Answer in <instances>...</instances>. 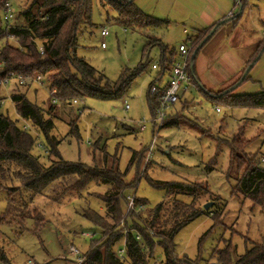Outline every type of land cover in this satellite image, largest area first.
I'll return each instance as SVG.
<instances>
[{"label": "rangeland", "instance_id": "obj_1", "mask_svg": "<svg viewBox=\"0 0 264 264\" xmlns=\"http://www.w3.org/2000/svg\"><path fill=\"white\" fill-rule=\"evenodd\" d=\"M177 2L190 10L187 18L178 12ZM27 3L30 1H13L14 22L17 25L25 23L20 12ZM135 4L150 17L168 22L166 27L157 31V37L177 51L181 45L191 48L190 40L198 31L207 28L205 17L208 18L211 13L210 4L204 0H136ZM220 4L227 13L233 11L235 18L238 16L240 5H236L234 0H221ZM225 20L226 24L207 42L196 60V73L201 86L214 94L226 92L244 77L250 67L249 62L258 60L249 72L248 80L234 95H255L264 91V50L259 52L264 44V1L249 0L235 28L236 19ZM92 22L95 25L93 31L83 32L79 37V57L111 82H116L123 70H135L142 63L145 69L121 100L85 98L79 100L81 106L56 102L58 110L53 118V135L62 141L58 146L61 157L69 162L100 168L104 166L106 154L117 157L120 171L128 170V183L136 179L139 166L136 187L127 190L125 195L147 200L149 208H155L167 195L165 190L152 187L149 180L207 185L219 198L217 207L226 209L224 219L215 225L212 217L203 215L182 229L174 240L175 254L180 258L195 260L199 257L200 264H217L212 258L214 251L223 249L226 241L232 242L236 258L246 253L251 242L264 244V212L251 201L234 195L235 181L228 180L225 173L229 165L226 141L239 129L243 128L246 138L254 140L248 151L264 157V111L222 106L218 107V112L215 104L195 85L187 93H180V101L174 107L182 109L186 106L185 102L189 104L181 113L180 127L160 129V124L155 127L148 94L151 84L160 74V70L153 69L154 65L160 66V48L145 50L147 39L138 31L123 28L117 22V14L102 7L100 0H93ZM104 29L109 31L106 39L101 35ZM103 42L106 48L102 47ZM10 44L17 46L15 41ZM156 83L165 86L167 77ZM17 84L12 80L8 85L1 86L3 101L0 113L33 130L30 123L20 118L11 100L12 94L17 91ZM43 84L41 87L33 85L29 90L24 86L19 89L31 103L47 111L52 105L50 86L46 79H43ZM80 108L84 109L81 115L78 113ZM170 111L171 108H168L166 114ZM73 122L77 123L79 136L70 134ZM140 123H145L143 131H140ZM218 144L220 152L211 165L209 163L216 155ZM46 145L44 136L40 135L33 154L48 165ZM135 152L144 157L139 165L135 162L130 167ZM208 165L214 168L212 172L207 170ZM146 167L148 169L144 173ZM106 191L104 185L90 184L81 196L69 194L60 203L46 196H36L31 207L43 215L45 225L40 227L34 219L26 220L22 226L11 219L2 221L0 249H3L10 264H63L62 257L69 256L70 246L87 253L91 245L90 237L98 239L100 231L83 217L82 212L92 209L104 215L105 203L100 196ZM7 198L8 192L0 189V219L8 210ZM210 202L214 203L209 196H204L197 205L202 207ZM123 248L121 241L116 250ZM162 260V248L157 246L154 264Z\"/></svg>", "mask_w": 264, "mask_h": 264}, {"label": "trees", "instance_id": "obj_2", "mask_svg": "<svg viewBox=\"0 0 264 264\" xmlns=\"http://www.w3.org/2000/svg\"><path fill=\"white\" fill-rule=\"evenodd\" d=\"M29 1L30 3H27L20 12L25 23L22 25L15 23L7 28L3 19L5 0H0V79L11 75L25 79L41 76L46 79L50 91L56 92L50 95L52 105L46 111L31 103L27 95L20 92L19 88L23 86L17 84V91L12 94L11 100L20 118L30 123L33 130H24L19 121H13L0 113V189L8 192V210L1 217L0 223L11 219L22 226L26 220L34 219L43 227L45 225L43 215L31 207L36 196H46L60 203L69 194L81 196L90 184L104 185L107 191L100 197L105 203V214L101 215L92 209L82 212L83 217L100 231L98 239L90 237V250L83 254L85 257L83 264H154L157 246L161 247L163 252V260L159 264H200L199 257L193 260L177 256L174 240L182 229L203 215L212 217L215 225L223 221L226 209L217 207L219 198L215 197L207 185L149 180L152 187L166 191V198L155 208H149L147 200L135 196L133 198L135 209L129 211L130 197L125 193L136 187L139 166L136 179L128 183L126 181L128 170L120 171L117 157L106 154L104 166L101 168L66 161L58 151L62 141L53 135L55 129L53 118L57 116L58 110L54 99L66 105L85 98L102 101L121 100L144 71V64L135 70H123L116 82L109 81L104 74L78 56L80 35L86 31L92 32L95 27L92 22L93 0ZM135 1L100 0V4L117 14V22L123 28L138 31L147 39L145 50L154 47L161 50L160 66L154 69L160 70V74L151 84L148 94L149 107L155 119L163 93L152 94V87L161 88L156 82L171 74L179 57V50L169 48L157 37V31L166 27L168 22L145 14L137 7ZM247 3L248 0H241L242 13ZM242 13L233 18L236 19L235 24L240 20ZM210 32L211 29L202 31L190 40L192 51L188 74L191 81L199 86L200 91L217 108L223 106L231 109L264 111V91L255 95H234L237 87L230 92L214 94L205 91V87L201 86L196 73V60L207 42L215 35L213 34L198 50ZM11 38L16 39L17 46L10 44L13 41ZM38 44L44 46V53L38 49ZM261 47L260 53L264 50V44ZM253 61L251 60L249 64ZM248 78L249 74L241 85ZM24 87L29 90L32 86ZM2 101L0 95V106ZM178 103L170 107L171 111L167 113L160 129L180 127L181 113L189 104L185 102V107L175 109ZM157 125L154 123L155 127ZM221 129L223 130V127ZM70 134L79 136L76 122H73ZM40 135L46 140L48 165L33 154ZM253 141L246 138L243 128L226 141L229 148V165L225 173L228 180L235 181L233 194L251 201L264 212V157L248 151ZM220 147L218 144L216 155L209 164L216 162ZM143 157V154L135 152L130 167L135 162L139 165ZM211 165L207 167L209 172L214 169ZM147 169L148 167L144 173ZM204 196H209L210 200L214 201L211 210L207 211L204 206L197 205L198 200ZM205 236L206 234L201 241ZM121 241L124 243V259L119 257V251L122 249L116 250ZM250 244L251 247L246 253L236 258L232 242L226 241L225 247L215 250L212 258L217 264H264V244L253 242ZM0 252V264H10L3 249H0Z\"/></svg>", "mask_w": 264, "mask_h": 264}, {"label": "built area", "instance_id": "obj_3", "mask_svg": "<svg viewBox=\"0 0 264 264\" xmlns=\"http://www.w3.org/2000/svg\"><path fill=\"white\" fill-rule=\"evenodd\" d=\"M13 1L14 0H5V11H4V22L7 24V28L12 27L15 22H14V13H13ZM239 3L241 0H237ZM237 2V4H238ZM234 14L233 12L229 13V17H233ZM102 37L106 39V37L109 35V31L107 29H104L101 33ZM11 40L16 41V39L11 38ZM103 48H106V43L103 42L102 44ZM38 49L44 53L45 48L42 44H38ZM191 50L192 48H188L186 45H181L179 47V55H180V60H178L169 77V81L167 84L161 88L157 86L152 87V94H162L161 97V103L160 107L157 111V117L154 119V123L156 124H163L165 117H166V110L170 108L172 105L178 103L179 101V95L180 93H187L190 87H195V84L191 81L190 76L188 74V68H189V63L191 59ZM1 66V64H0ZM153 69H157V66L154 65ZM12 80H15L19 85L21 86H43V77L38 76L35 79H25L21 76L18 75H11L5 79H0V85H8ZM56 90H51L50 95L55 94ZM54 103L57 102L56 99L53 100ZM79 100H74L73 104L78 105L82 103H79ZM127 108H129L127 106ZM217 111L219 112L220 109L218 108ZM84 112L83 108H80L78 110V113L81 115ZM24 130H29L28 126L23 127ZM145 129V123H140V131H143ZM135 205L133 198H130V204H129V211L134 210ZM88 235V234H86ZM69 256H64L62 257V261L65 263L69 264H83L85 262V257L83 256V253L76 248L75 246H70L68 249ZM119 257L124 259L125 258V249H122L119 251ZM29 264H33L32 262H29ZM64 264V263H63Z\"/></svg>", "mask_w": 264, "mask_h": 264}, {"label": "crops", "instance_id": "obj_4", "mask_svg": "<svg viewBox=\"0 0 264 264\" xmlns=\"http://www.w3.org/2000/svg\"><path fill=\"white\" fill-rule=\"evenodd\" d=\"M204 1H207L210 4V6H211L210 12L211 13H210L208 18L205 17V19L207 21V25H208L207 28H203L202 30L198 31V33L205 31V30H210V29L212 30L216 25H218L217 23L219 21H222L221 22L222 24L220 23L221 24L220 26L225 25L227 22L225 19L230 18L232 20L235 17V15L233 17H229V13H231L233 11H229L227 13L226 10L224 9V7L220 4L221 0H219V1H217V0H204ZM234 1H235V4L237 5V1L236 0H234ZM177 7L180 10V11L178 10V12L181 13V15H183L184 17L187 18L190 15V10L187 7L183 6L181 3L177 2ZM235 25H234V28L238 26V23H236ZM219 29L220 28L218 27L217 30L219 31ZM166 77H167V82H168L170 75L168 74V75H166Z\"/></svg>", "mask_w": 264, "mask_h": 264}, {"label": "water", "instance_id": "obj_5", "mask_svg": "<svg viewBox=\"0 0 264 264\" xmlns=\"http://www.w3.org/2000/svg\"><path fill=\"white\" fill-rule=\"evenodd\" d=\"M237 1V0H236ZM238 2V1H237ZM238 5H240V3L238 2ZM242 13V7L240 6V12L238 14V16ZM224 23V22H223ZM222 24V23H221ZM220 23L218 25H216L210 32V34L207 36V38L205 39V41L201 44V46L198 48V50L211 38V36H213V34H215L216 30L218 29V27L221 25ZM194 59V57H193ZM258 60H254L249 66V68L246 69V72L244 74V77L231 89L227 90L226 92H230L234 89H236L237 87H239V85H241V83L245 80V78L247 77V75L249 74V72L252 70V68L254 67V65L257 63ZM213 206V203H207L204 205V209L205 210H209L211 207Z\"/></svg>", "mask_w": 264, "mask_h": 264}]
</instances>
